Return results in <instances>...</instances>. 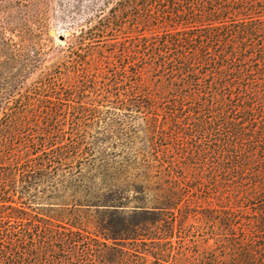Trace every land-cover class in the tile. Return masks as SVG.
I'll return each instance as SVG.
<instances>
[{
    "label": "trees",
    "instance_id": "1",
    "mask_svg": "<svg viewBox=\"0 0 264 264\" xmlns=\"http://www.w3.org/2000/svg\"><path fill=\"white\" fill-rule=\"evenodd\" d=\"M115 2L52 73L0 0V264H264V0Z\"/></svg>",
    "mask_w": 264,
    "mask_h": 264
},
{
    "label": "rangeland",
    "instance_id": "2",
    "mask_svg": "<svg viewBox=\"0 0 264 264\" xmlns=\"http://www.w3.org/2000/svg\"><path fill=\"white\" fill-rule=\"evenodd\" d=\"M115 1L29 0L33 6L34 24L39 27L32 41L42 53L44 71H63L64 63L75 61L78 56L85 58L90 52L96 57L108 55L114 45L118 47L119 43L138 35H150L128 21L120 23L110 19L109 22ZM88 28H94L98 35L95 38L89 35L83 37ZM40 71L38 69L29 74L28 80L19 84L16 90L24 91L39 77Z\"/></svg>",
    "mask_w": 264,
    "mask_h": 264
},
{
    "label": "water",
    "instance_id": "3",
    "mask_svg": "<svg viewBox=\"0 0 264 264\" xmlns=\"http://www.w3.org/2000/svg\"><path fill=\"white\" fill-rule=\"evenodd\" d=\"M61 40L63 39V37L60 38Z\"/></svg>",
    "mask_w": 264,
    "mask_h": 264
}]
</instances>
